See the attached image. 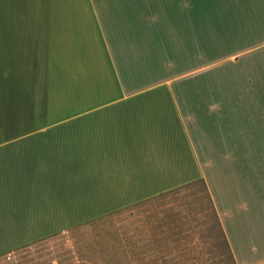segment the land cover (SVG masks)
I'll use <instances>...</instances> for the list:
<instances>
[{"label":"crops","instance_id":"crops-1","mask_svg":"<svg viewBox=\"0 0 264 264\" xmlns=\"http://www.w3.org/2000/svg\"><path fill=\"white\" fill-rule=\"evenodd\" d=\"M197 180L264 264V0H0V257Z\"/></svg>","mask_w":264,"mask_h":264},{"label":"rangeland","instance_id":"rangeland-1","mask_svg":"<svg viewBox=\"0 0 264 264\" xmlns=\"http://www.w3.org/2000/svg\"><path fill=\"white\" fill-rule=\"evenodd\" d=\"M18 264H235L203 180L15 251Z\"/></svg>","mask_w":264,"mask_h":264},{"label":"built area","instance_id":"built-area-1","mask_svg":"<svg viewBox=\"0 0 264 264\" xmlns=\"http://www.w3.org/2000/svg\"><path fill=\"white\" fill-rule=\"evenodd\" d=\"M0 264H18L15 254L10 252L0 257Z\"/></svg>","mask_w":264,"mask_h":264}]
</instances>
